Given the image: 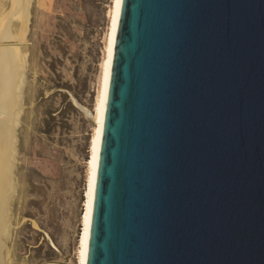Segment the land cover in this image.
I'll return each mask as SVG.
<instances>
[{
    "label": "water",
    "instance_id": "1",
    "mask_svg": "<svg viewBox=\"0 0 264 264\" xmlns=\"http://www.w3.org/2000/svg\"><path fill=\"white\" fill-rule=\"evenodd\" d=\"M87 264H264V0H122Z\"/></svg>",
    "mask_w": 264,
    "mask_h": 264
},
{
    "label": "rangeland",
    "instance_id": "2",
    "mask_svg": "<svg viewBox=\"0 0 264 264\" xmlns=\"http://www.w3.org/2000/svg\"><path fill=\"white\" fill-rule=\"evenodd\" d=\"M28 2L27 14L18 16L12 0L3 1L24 65L0 264H80L87 162L114 0Z\"/></svg>",
    "mask_w": 264,
    "mask_h": 264
},
{
    "label": "bare ground",
    "instance_id": "3",
    "mask_svg": "<svg viewBox=\"0 0 264 264\" xmlns=\"http://www.w3.org/2000/svg\"><path fill=\"white\" fill-rule=\"evenodd\" d=\"M3 1L0 0V256L2 236L6 234L8 230L6 208L14 192L12 173L16 159L17 136L15 127L18 125L17 120L19 116V113L16 114L15 108L19 102V90L22 86L21 79L24 65L19 46L15 44L16 42L14 43L16 35H13L14 33L10 26L11 19L8 16L5 17L3 14L5 13L3 12ZM28 1L29 0H12V6L15 8L14 10H16V12L18 11V16L24 15L27 12L26 6L29 3ZM121 4L122 0H114L109 42L105 51L106 57L102 64L101 87L94 110L95 132L91 142L90 157L87 162L88 180L84 200V213L82 215V224L84 227L82 228L80 236V264H87L97 166L100 158L99 152L102 142V128L105 119V104L109 92V78ZM14 17L12 18L13 20Z\"/></svg>",
    "mask_w": 264,
    "mask_h": 264
},
{
    "label": "trees",
    "instance_id": "4",
    "mask_svg": "<svg viewBox=\"0 0 264 264\" xmlns=\"http://www.w3.org/2000/svg\"><path fill=\"white\" fill-rule=\"evenodd\" d=\"M62 113V112H61ZM52 119L54 120V119H56V116H52Z\"/></svg>",
    "mask_w": 264,
    "mask_h": 264
}]
</instances>
